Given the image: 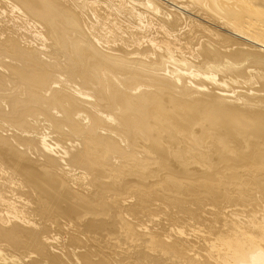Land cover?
Here are the masks:
<instances>
[{"label": "bare ground", "instance_id": "obj_1", "mask_svg": "<svg viewBox=\"0 0 264 264\" xmlns=\"http://www.w3.org/2000/svg\"><path fill=\"white\" fill-rule=\"evenodd\" d=\"M0 264H264V0H0Z\"/></svg>", "mask_w": 264, "mask_h": 264}]
</instances>
